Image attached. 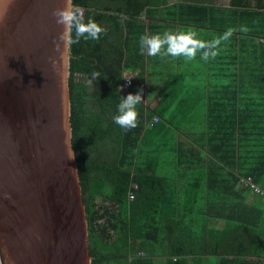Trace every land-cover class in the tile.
I'll use <instances>...</instances> for the list:
<instances>
[{
	"label": "trees",
	"instance_id": "obj_1",
	"mask_svg": "<svg viewBox=\"0 0 264 264\" xmlns=\"http://www.w3.org/2000/svg\"><path fill=\"white\" fill-rule=\"evenodd\" d=\"M73 3L84 9L85 20L107 30L99 40L71 44L73 148L92 264H264V45L257 40L264 39V0H231L230 8L211 0ZM193 27L212 29L209 38L231 35L237 75L246 49L248 88L240 94L233 80L239 102L233 101L229 118L207 127L202 151L193 145L175 155L154 139L190 122L180 117L194 86L184 81L185 62L178 67L170 56L152 61L140 54L139 40ZM94 71L100 79L87 86L85 77ZM129 73L135 75L130 89L117 93ZM149 77L161 85L145 105ZM140 89L137 127L125 130L113 122L120 97ZM154 117L158 123L149 128Z\"/></svg>",
	"mask_w": 264,
	"mask_h": 264
},
{
	"label": "water",
	"instance_id": "obj_2",
	"mask_svg": "<svg viewBox=\"0 0 264 264\" xmlns=\"http://www.w3.org/2000/svg\"><path fill=\"white\" fill-rule=\"evenodd\" d=\"M64 0H0V264H92ZM51 59H55L53 67ZM74 158V159H73Z\"/></svg>",
	"mask_w": 264,
	"mask_h": 264
},
{
	"label": "crops",
	"instance_id": "obj_3",
	"mask_svg": "<svg viewBox=\"0 0 264 264\" xmlns=\"http://www.w3.org/2000/svg\"><path fill=\"white\" fill-rule=\"evenodd\" d=\"M230 7L231 5L227 8ZM193 29L200 41L206 44L216 42L215 47L208 49L210 53L214 52L216 54L214 56L210 54L207 61L201 58L200 52H198L196 58L191 61H187L184 57L174 58L170 56L174 59L173 62L178 61V67L180 61L185 62L183 66H180L181 69L185 70L182 72L185 75L184 81L186 80L187 85L191 84L194 86V92L191 95L190 101L186 103L185 110L182 112L183 114L180 117L182 120L190 122L184 124L182 126V130H175L174 128L171 131L163 130L158 133V138L154 139L155 143H157L158 140L161 141V149H171V151L175 152V155H177V153L181 150L188 152V150H190V146L193 145L199 151H202L201 143L207 140L205 138V130L207 127H218L223 123L219 122V120L229 118L233 101L236 103L237 101L239 102V99L236 97V93L233 92V90H237L232 87V85L235 84L233 80L239 81L238 90L240 94L242 90L246 92L248 88V75L246 68L248 55L246 49L244 54H241L240 51V58L243 56L244 60V69L243 72L240 70V73L237 75L234 73L232 68V62H234V59L232 56V50L230 49L232 44L231 35L226 32H218V34L209 38L205 34H209L212 29L204 27H193ZM237 37L240 38L239 33L237 34ZM257 40L264 45L263 38H259ZM156 57H151L152 61L153 58L155 59ZM159 60L161 61L163 58L159 57ZM166 60L167 57H165L164 62H166ZM149 82L153 83L150 84L152 87L150 90L151 93L146 94L144 101L145 105H147L150 100L159 94L157 93L158 89H160L158 86L161 85V83L156 82L150 77ZM207 85L208 90L206 91ZM156 102H158V100ZM244 110H246L245 105ZM189 111H191L190 114H185ZM155 118L157 117H154L151 121H147V126L149 128L154 126ZM197 140L199 143H197ZM180 144L183 145V148L179 150ZM204 153L206 154V152ZM160 160L162 162L165 161V157L161 156Z\"/></svg>",
	"mask_w": 264,
	"mask_h": 264
},
{
	"label": "clouds",
	"instance_id": "obj_4",
	"mask_svg": "<svg viewBox=\"0 0 264 264\" xmlns=\"http://www.w3.org/2000/svg\"><path fill=\"white\" fill-rule=\"evenodd\" d=\"M10 3V0H8ZM52 15L56 18L57 25L63 28V31L53 41L56 52L61 51V46L77 44L84 40H99L102 34H106L107 30L98 24L93 18L89 17L85 20L84 9L75 5L73 0H64V6L54 10ZM215 43L206 44L197 38V34L192 29L173 32L166 30L162 34H143L140 36V54L151 57L160 56L165 58L184 57L187 61L196 58L198 52L201 58L207 61L210 54L208 49L215 47ZM53 67L56 66L55 59H51ZM100 79V73L94 71L91 78L85 77V84L93 86V82ZM130 83V79H129ZM123 89H117V93ZM144 101L143 89L136 94H128L126 97H120L117 106V114L113 117V122L125 130L137 127L138 112L137 105ZM74 159V158H73Z\"/></svg>",
	"mask_w": 264,
	"mask_h": 264
},
{
	"label": "built area",
	"instance_id": "obj_5",
	"mask_svg": "<svg viewBox=\"0 0 264 264\" xmlns=\"http://www.w3.org/2000/svg\"><path fill=\"white\" fill-rule=\"evenodd\" d=\"M129 79H130V83H129ZM132 81H133V76L131 74H129L125 78L124 83L121 86V88L123 89L122 90L123 92L127 91L130 88V86L132 85ZM158 120H159L158 118H155L154 119V123H158ZM241 182L246 187H251V189H253L254 193H256V194H262V191L252 182L251 179H247V180L242 179Z\"/></svg>",
	"mask_w": 264,
	"mask_h": 264
},
{
	"label": "rangeland",
	"instance_id": "obj_6",
	"mask_svg": "<svg viewBox=\"0 0 264 264\" xmlns=\"http://www.w3.org/2000/svg\"><path fill=\"white\" fill-rule=\"evenodd\" d=\"M182 1L183 0H172V2L174 3L182 2ZM211 2L214 6L228 7V6H223V5L228 4V2L230 3V0H211Z\"/></svg>",
	"mask_w": 264,
	"mask_h": 264
},
{
	"label": "bare ground",
	"instance_id": "obj_7",
	"mask_svg": "<svg viewBox=\"0 0 264 264\" xmlns=\"http://www.w3.org/2000/svg\"><path fill=\"white\" fill-rule=\"evenodd\" d=\"M129 74H131L132 76H133V79H134V77H135V75L133 74V73H129ZM129 74H127L126 76H125V78L129 75ZM125 78H124V80H125ZM124 80H123V83H124ZM123 83H122V85H123ZM121 85V86H122ZM131 87V86H130ZM121 88V87H120ZM130 89V88H129ZM128 89V90H129ZM128 90L127 91H125V93L126 92H128ZM156 124V123H155ZM81 182V181H80ZM87 214V213H86ZM88 221V220H87ZM89 225V224H88ZM89 229V228H88ZM88 245H89V236H88ZM90 253V252H89ZM91 256V255H90ZM92 257V256H91ZM92 261H93V257H92Z\"/></svg>",
	"mask_w": 264,
	"mask_h": 264
},
{
	"label": "flooded vegetation",
	"instance_id": "obj_8",
	"mask_svg": "<svg viewBox=\"0 0 264 264\" xmlns=\"http://www.w3.org/2000/svg\"><path fill=\"white\" fill-rule=\"evenodd\" d=\"M252 4H255V1L252 2ZM230 5H231V0H230V3L228 2V4H225V5H223V6H230Z\"/></svg>",
	"mask_w": 264,
	"mask_h": 264
}]
</instances>
